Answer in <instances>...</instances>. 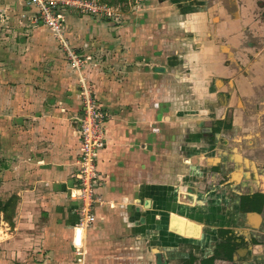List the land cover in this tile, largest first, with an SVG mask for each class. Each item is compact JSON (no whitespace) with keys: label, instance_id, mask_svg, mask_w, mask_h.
<instances>
[{"label":"crops","instance_id":"crops-1","mask_svg":"<svg viewBox=\"0 0 264 264\" xmlns=\"http://www.w3.org/2000/svg\"><path fill=\"white\" fill-rule=\"evenodd\" d=\"M210 4L215 7L183 17L182 47L160 38L155 14L141 21L136 45H127L131 55L126 53L128 62L135 61L130 82L136 92L123 95L124 104H143L135 110L141 121L130 131V145L124 144L150 136L151 141L145 149H131V160L124 161L128 151L123 155V172L113 174L105 161L108 151L98 163L105 173L100 193L136 212L137 232L148 235L155 264L213 256L220 230L230 231L237 247L231 263L216 264H264V0ZM171 19L163 17L162 28ZM191 31L198 38H187ZM162 42L170 53L160 69ZM168 66L172 81L162 79ZM165 83L167 90L160 88ZM15 96L0 103V195L15 187L6 196L16 195L20 203L38 197L46 211L62 212L77 134L60 124V113L32 105L29 92ZM157 123H164L165 141Z\"/></svg>","mask_w":264,"mask_h":264},{"label":"rangeland","instance_id":"rangeland-1","mask_svg":"<svg viewBox=\"0 0 264 264\" xmlns=\"http://www.w3.org/2000/svg\"><path fill=\"white\" fill-rule=\"evenodd\" d=\"M210 3L213 0H0V103L6 105L9 97L29 92L32 105L60 113L64 119L60 124L74 129L78 138L72 186L61 205L64 211H46L38 197H24L20 203L18 196H6L15 187L0 195L2 201L17 197L13 226L0 215V264H155L156 251L148 235L137 232L140 220H134L136 212L122 207L123 200L108 201L100 193L105 173L98 163L101 153L108 151L105 161L113 174L123 172V155L128 151L124 161L131 160V149L136 145L145 149L151 141V136L138 137L136 144V138L132 146L124 144L131 141L130 131L136 132L141 121L135 110L143 104L123 101L124 94L130 97L136 92L130 82L135 61L128 62L126 53L131 55L127 45H136L135 30L141 28V21L155 14L160 38L177 41L175 47H182L183 17L203 6H214ZM168 14L173 17L170 27L162 28ZM189 36L198 38L195 31ZM161 47L165 55L160 57V69L170 53L163 42ZM149 52L143 56L149 58ZM144 64L154 67L150 61L144 60ZM169 66L168 74L162 75L165 81L168 77L173 80ZM162 87L167 90V83ZM163 124L155 127L164 131L165 141L168 132ZM84 126L92 146L94 141L101 144L95 148L92 164L96 176L90 186L79 178Z\"/></svg>","mask_w":264,"mask_h":264},{"label":"trees","instance_id":"trees-1","mask_svg":"<svg viewBox=\"0 0 264 264\" xmlns=\"http://www.w3.org/2000/svg\"><path fill=\"white\" fill-rule=\"evenodd\" d=\"M16 200V196L10 197L7 201H2L0 199V215L2 214L3 220L10 226H13L12 218L15 215L16 204L14 201ZM1 232L0 230V234ZM229 234L230 231L228 230L219 231V238L221 241L217 243L213 256L200 259L190 255L188 259L182 261V264H216L217 261L231 263L237 244L232 241V237L228 236Z\"/></svg>","mask_w":264,"mask_h":264},{"label":"built area","instance_id":"built-area-1","mask_svg":"<svg viewBox=\"0 0 264 264\" xmlns=\"http://www.w3.org/2000/svg\"><path fill=\"white\" fill-rule=\"evenodd\" d=\"M88 133H89V129H87L84 126V135H85V137L83 138L84 157H82L83 161L81 162V166L83 170L81 171L79 178L83 181L84 185L86 186L88 185V181L90 186L91 180L96 176L93 171L94 167L92 162H93V158L95 157V148L101 147V144L96 143V141L93 142V146H92L91 144L92 137L87 135Z\"/></svg>","mask_w":264,"mask_h":264},{"label":"water","instance_id":"water-1","mask_svg":"<svg viewBox=\"0 0 264 264\" xmlns=\"http://www.w3.org/2000/svg\"><path fill=\"white\" fill-rule=\"evenodd\" d=\"M148 204H149V201H148V200H146V204H145V206H146V207H149V205H148Z\"/></svg>","mask_w":264,"mask_h":264}]
</instances>
